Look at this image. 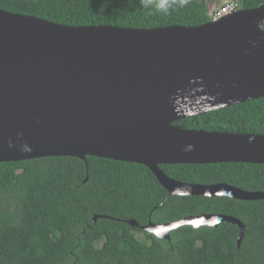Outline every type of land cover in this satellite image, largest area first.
I'll return each instance as SVG.
<instances>
[{"label":"water","instance_id":"water-1","mask_svg":"<svg viewBox=\"0 0 264 264\" xmlns=\"http://www.w3.org/2000/svg\"><path fill=\"white\" fill-rule=\"evenodd\" d=\"M263 97L264 5L152 29L67 26L0 9V163L103 157L147 166L169 195L264 200L225 183H182L160 167L264 164V135L175 124ZM222 222L239 227L240 246L245 225L227 215L142 229L169 240L182 226Z\"/></svg>","mask_w":264,"mask_h":264},{"label":"trees","instance_id":"trees-1","mask_svg":"<svg viewBox=\"0 0 264 264\" xmlns=\"http://www.w3.org/2000/svg\"><path fill=\"white\" fill-rule=\"evenodd\" d=\"M213 0H0V9L67 26L152 29L213 21ZM238 10L264 0H230ZM264 135V97L175 123ZM188 184L264 192V164L160 165ZM203 214L245 225H191L161 239L142 229ZM97 216V217H96ZM96 217V219H95ZM135 220L139 226L127 221ZM0 264H264V200L169 195L145 165L87 156L0 163Z\"/></svg>","mask_w":264,"mask_h":264},{"label":"built area","instance_id":"built-area-1","mask_svg":"<svg viewBox=\"0 0 264 264\" xmlns=\"http://www.w3.org/2000/svg\"><path fill=\"white\" fill-rule=\"evenodd\" d=\"M238 8L239 7H238L237 3L230 2L228 4H225L224 7L220 8L216 11L211 12V16L213 17V21L218 20V18H221L225 14H228L230 12L232 13L233 11L237 10Z\"/></svg>","mask_w":264,"mask_h":264},{"label":"rangeland","instance_id":"rangeland-1","mask_svg":"<svg viewBox=\"0 0 264 264\" xmlns=\"http://www.w3.org/2000/svg\"><path fill=\"white\" fill-rule=\"evenodd\" d=\"M231 1L230 0H213V1H211V2H209V6H210V11H216V10H218V9H220V8H222V7H224V5L225 4H228V3H230ZM237 7V6H236ZM236 9V8H235ZM238 10V9H237ZM237 10H235V11H237ZM235 11H233V12H235ZM232 12V13H233ZM231 13V12H230ZM230 13H228V14H230ZM228 14H225V15H223L221 18H223V17H225L226 15H228ZM221 18H218V20H220ZM217 21V20H216Z\"/></svg>","mask_w":264,"mask_h":264}]
</instances>
